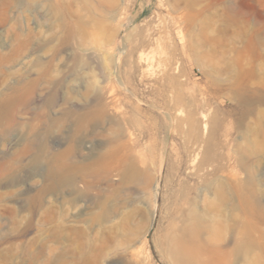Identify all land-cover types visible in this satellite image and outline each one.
I'll return each mask as SVG.
<instances>
[{
    "label": "rangeland",
    "instance_id": "1",
    "mask_svg": "<svg viewBox=\"0 0 264 264\" xmlns=\"http://www.w3.org/2000/svg\"><path fill=\"white\" fill-rule=\"evenodd\" d=\"M178 235L264 264V0H0V264Z\"/></svg>",
    "mask_w": 264,
    "mask_h": 264
},
{
    "label": "bare ground",
    "instance_id": "2",
    "mask_svg": "<svg viewBox=\"0 0 264 264\" xmlns=\"http://www.w3.org/2000/svg\"><path fill=\"white\" fill-rule=\"evenodd\" d=\"M169 244L171 253L177 264H201L196 252H194L195 250H191L183 235L171 238Z\"/></svg>",
    "mask_w": 264,
    "mask_h": 264
}]
</instances>
